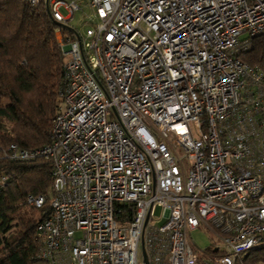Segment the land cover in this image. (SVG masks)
Returning a JSON list of instances; mask_svg holds the SVG:
<instances>
[{
    "label": "built area",
    "instance_id": "obj_1",
    "mask_svg": "<svg viewBox=\"0 0 264 264\" xmlns=\"http://www.w3.org/2000/svg\"><path fill=\"white\" fill-rule=\"evenodd\" d=\"M28 2L64 56L50 143L3 153L51 162L38 257L145 264L144 244L148 264H236L263 245L264 68L243 57L264 38V0ZM201 227L217 242L200 252Z\"/></svg>",
    "mask_w": 264,
    "mask_h": 264
},
{
    "label": "trees",
    "instance_id": "obj_2",
    "mask_svg": "<svg viewBox=\"0 0 264 264\" xmlns=\"http://www.w3.org/2000/svg\"><path fill=\"white\" fill-rule=\"evenodd\" d=\"M58 24L42 5L0 0V264H49L39 256L36 228L50 213L53 174L49 159L10 160V144L29 150L51 141L53 118L63 85L64 56L56 40ZM63 33H71L62 25ZM244 55L264 68V38H254ZM29 193L47 196L42 208L26 201ZM236 264H264V244L241 255Z\"/></svg>",
    "mask_w": 264,
    "mask_h": 264
},
{
    "label": "rangeland",
    "instance_id": "obj_3",
    "mask_svg": "<svg viewBox=\"0 0 264 264\" xmlns=\"http://www.w3.org/2000/svg\"><path fill=\"white\" fill-rule=\"evenodd\" d=\"M64 14H67L66 10L61 9ZM84 18L83 14L81 12H77L75 15L74 19L71 21L73 25H75L77 28H79L80 31L84 32L86 29V26L84 25ZM158 213L160 212V209L157 210ZM191 241L196 247V251L199 250L204 251L208 249L212 243L217 242L216 237H214L213 233L210 231L206 230L205 228H197L194 229L190 232V237ZM142 249H140L139 253V259H143V253Z\"/></svg>",
    "mask_w": 264,
    "mask_h": 264
},
{
    "label": "water",
    "instance_id": "obj_4",
    "mask_svg": "<svg viewBox=\"0 0 264 264\" xmlns=\"http://www.w3.org/2000/svg\"><path fill=\"white\" fill-rule=\"evenodd\" d=\"M146 251H145V248H144V244H143V254H144V262H145V264H148L149 262H148V259H147V254L145 253Z\"/></svg>",
    "mask_w": 264,
    "mask_h": 264
}]
</instances>
